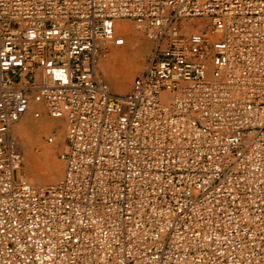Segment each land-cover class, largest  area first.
<instances>
[{
    "label": "built area",
    "instance_id": "obj_1",
    "mask_svg": "<svg viewBox=\"0 0 264 264\" xmlns=\"http://www.w3.org/2000/svg\"><path fill=\"white\" fill-rule=\"evenodd\" d=\"M121 21L152 42L124 94ZM29 112L65 127L48 187ZM0 264H264V0H0Z\"/></svg>",
    "mask_w": 264,
    "mask_h": 264
},
{
    "label": "bare ground",
    "instance_id": "obj_2",
    "mask_svg": "<svg viewBox=\"0 0 264 264\" xmlns=\"http://www.w3.org/2000/svg\"><path fill=\"white\" fill-rule=\"evenodd\" d=\"M124 24L123 33L125 34V44L122 47H116L111 43L106 44L103 50L110 48L111 52L107 54H101L100 59H103V71L107 76V80L101 74L100 65H98V71L100 72L103 79L107 82L111 90L116 93L124 94L127 89L126 74L131 72L132 63L138 59H145L147 53L152 47V42L147 38L142 41V32L137 30L134 26V30L127 21H121ZM119 27H117V31ZM127 42V44H126ZM102 52V53H103ZM100 62V60H99ZM100 64V63H99ZM119 65V66H118ZM113 73V74H112ZM113 88H112V87ZM115 89V90H114ZM127 93V92H126ZM60 123L58 120H53L43 115L41 118H34L31 112L27 113L13 128L14 137L18 143L22 145L23 150L28 158L26 175L31 176L29 182L34 185H41L37 187H48L49 184H44V180L38 179L35 176V167L38 165L40 160L49 161L52 156V144L42 142V135L48 133L53 128H56ZM56 138L60 136L62 143L64 141L65 127L62 125L56 128ZM17 136V137H16ZM18 138V140H17ZM54 144V143H53ZM19 146V143H18ZM35 147L40 148V152H35ZM42 163V162H41ZM55 174V173H54ZM58 174L54 176L57 177ZM61 176V175H60ZM24 178V177H23ZM28 181V180H27ZM59 182V181H58Z\"/></svg>",
    "mask_w": 264,
    "mask_h": 264
},
{
    "label": "rangeland",
    "instance_id": "obj_3",
    "mask_svg": "<svg viewBox=\"0 0 264 264\" xmlns=\"http://www.w3.org/2000/svg\"><path fill=\"white\" fill-rule=\"evenodd\" d=\"M129 24L131 25L132 29L134 30V27H133L134 25L131 22H129ZM142 35H143V36H141V38H143L142 41L145 42L144 39H146V37L144 36V34H142ZM126 44H127V42H126ZM109 52H111V46H110V48L106 49V51H104L102 53V55L103 54L105 55V54H107ZM148 54L149 53L146 54L144 60L142 58H138L132 63L131 72L126 74V77H127L126 78V80H127V84H126L127 85V89H126L125 93L129 91L134 79L145 70L146 65H147V56H148ZM102 58L100 59V62H99L100 63L99 64L100 65V69H101L100 71H101V74L106 79V81H108L107 80V76H106L105 72L103 71V66H102L103 65V59ZM47 136H48V133H45V134L42 135V138H41L42 142H44V143L46 142V137ZM17 140H18V138H17ZM18 143H19V149H20V151L22 152V154L24 156V164H23L22 169H21V174L26 180L29 181V178H32V177L26 175V170H27V167H26L27 164L26 163L28 161V158H27V156L25 154V151L22 148V145L20 144V141H18ZM51 146H52L51 159L49 161L40 160L38 162V165L35 167V173H34L35 176L38 179L44 180V184L45 185L46 184L52 185V184L58 183V181L63 176V170H64L63 163L59 159V154H60V152L63 149L62 138H60V136H57L56 142L54 144H52ZM39 150H40L39 147H35V152L39 153L40 152ZM56 174H58V175H57L56 178H54V176ZM37 186H41V185H37Z\"/></svg>",
    "mask_w": 264,
    "mask_h": 264
}]
</instances>
